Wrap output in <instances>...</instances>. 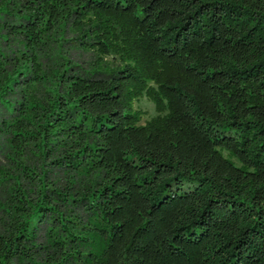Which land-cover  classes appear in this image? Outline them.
<instances>
[{"label": "trees", "instance_id": "1", "mask_svg": "<svg viewBox=\"0 0 264 264\" xmlns=\"http://www.w3.org/2000/svg\"><path fill=\"white\" fill-rule=\"evenodd\" d=\"M68 27L122 67L62 63L34 105L40 54ZM30 143L50 166L0 264H264V0H0V176ZM54 215L67 241L48 258L28 234Z\"/></svg>", "mask_w": 264, "mask_h": 264}, {"label": "rangeland", "instance_id": "2", "mask_svg": "<svg viewBox=\"0 0 264 264\" xmlns=\"http://www.w3.org/2000/svg\"><path fill=\"white\" fill-rule=\"evenodd\" d=\"M90 27L92 28L94 25L91 24ZM87 33H89L88 29L77 30L73 27H68L63 30L61 28L56 34V41L49 44L43 52H41L40 59L43 64L44 79L41 84L34 87L32 92L34 105H41L51 99L50 97L60 82L59 76L62 73L60 65L62 63L70 61L73 64L82 65L88 69L102 71L104 73L116 72L122 67L116 59L101 56L97 50L94 49L92 44H88L89 40H85V35ZM134 109L143 113V125L157 117L154 105L146 98L136 102L134 104ZM64 156H66V153L60 155L58 160L63 159ZM25 157L28 163L25 162V164H23V169L19 170L13 167L8 169L6 167L5 170L9 171V174L4 177L0 176V235L3 236H9L19 220L24 221L27 217L32 215L33 211L31 205L37 200V196L43 185L40 184L37 186L39 182L38 179L50 166V164H43V157L34 143L28 145ZM2 158H0L1 161H3ZM27 167L29 169H27ZM30 173H34L35 175L32 176ZM73 180L77 186H80L85 181L77 175L69 179L67 178V182H72ZM46 187L47 198L53 203L51 207L58 211L65 210L64 206L57 201L58 198L56 195L58 192L54 190L53 186L46 185ZM58 217L59 216L56 215L53 216V220L50 221L52 224H45L48 218L35 220L34 224L31 226L32 229L29 232L30 234H28L35 235L36 241L40 245L37 244L40 249L39 251L47 252L48 258L50 256L49 253H54L53 251L56 250L57 244H61L60 242L66 240L63 235L58 237V232L56 230L52 232L54 229L52 226H54V224L56 225L55 220L58 219ZM67 219L69 220L66 221V226L72 229L76 236H81L83 231H89V229L86 228L82 230V219L79 216H74L71 213ZM86 227L89 228L91 226L87 225ZM83 249L81 248L82 252L86 253L88 249H92V247L84 249V251ZM37 259H39L42 264H50L45 258V254L41 252L37 256ZM15 264L29 263L26 260L18 259Z\"/></svg>", "mask_w": 264, "mask_h": 264}]
</instances>
